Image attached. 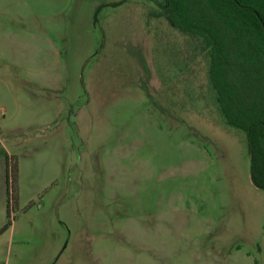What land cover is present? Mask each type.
Listing matches in <instances>:
<instances>
[{
  "label": "rangeland",
  "instance_id": "1",
  "mask_svg": "<svg viewBox=\"0 0 264 264\" xmlns=\"http://www.w3.org/2000/svg\"><path fill=\"white\" fill-rule=\"evenodd\" d=\"M157 1L0 0V264H264L246 135Z\"/></svg>",
  "mask_w": 264,
  "mask_h": 264
},
{
  "label": "trees",
  "instance_id": "2",
  "mask_svg": "<svg viewBox=\"0 0 264 264\" xmlns=\"http://www.w3.org/2000/svg\"><path fill=\"white\" fill-rule=\"evenodd\" d=\"M155 3L149 17L164 19L206 61L215 104L225 123L246 135L250 177L264 190V0ZM17 178V162L7 157L8 218L17 203Z\"/></svg>",
  "mask_w": 264,
  "mask_h": 264
},
{
  "label": "crops",
  "instance_id": "3",
  "mask_svg": "<svg viewBox=\"0 0 264 264\" xmlns=\"http://www.w3.org/2000/svg\"><path fill=\"white\" fill-rule=\"evenodd\" d=\"M6 202H7L6 159H5V155L0 154V218L5 214ZM6 205H7V213H8V203Z\"/></svg>",
  "mask_w": 264,
  "mask_h": 264
}]
</instances>
